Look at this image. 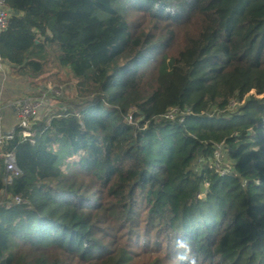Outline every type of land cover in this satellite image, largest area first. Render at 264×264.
I'll list each match as a JSON object with an SVG mask.
<instances>
[{
	"label": "trees",
	"instance_id": "1",
	"mask_svg": "<svg viewBox=\"0 0 264 264\" xmlns=\"http://www.w3.org/2000/svg\"><path fill=\"white\" fill-rule=\"evenodd\" d=\"M2 1L75 84L0 147V264H264V0Z\"/></svg>",
	"mask_w": 264,
	"mask_h": 264
},
{
	"label": "crops",
	"instance_id": "2",
	"mask_svg": "<svg viewBox=\"0 0 264 264\" xmlns=\"http://www.w3.org/2000/svg\"><path fill=\"white\" fill-rule=\"evenodd\" d=\"M36 93L37 88L32 85L30 77L14 74L5 64L4 70L0 71V134L13 132L19 120L20 105L37 98Z\"/></svg>",
	"mask_w": 264,
	"mask_h": 264
},
{
	"label": "built area",
	"instance_id": "3",
	"mask_svg": "<svg viewBox=\"0 0 264 264\" xmlns=\"http://www.w3.org/2000/svg\"><path fill=\"white\" fill-rule=\"evenodd\" d=\"M9 18L10 12L7 9L6 4L2 0H0V32L6 28ZM4 68L5 63L0 57V71L4 70ZM42 105V100H40L39 98L26 100L20 105L18 110L19 120L17 123V127L22 130V135L25 139L31 137V133L29 130L30 125L32 121L39 119ZM172 114L173 112L169 113L167 117L172 118ZM12 138V133L0 134V147L3 146L6 141L11 140ZM3 157L5 161L4 181L7 185H10L12 184L14 179L21 174V171L16 165L15 156L13 153H6L3 155ZM15 202L19 204L21 202V199L16 198Z\"/></svg>",
	"mask_w": 264,
	"mask_h": 264
},
{
	"label": "rangeland",
	"instance_id": "4",
	"mask_svg": "<svg viewBox=\"0 0 264 264\" xmlns=\"http://www.w3.org/2000/svg\"><path fill=\"white\" fill-rule=\"evenodd\" d=\"M55 61L45 65V73L37 81L32 80V85L37 88V98L42 100V115H49L61 107V98L73 95L75 80L67 69L56 67ZM30 81V80H29ZM46 88L47 90H42ZM39 117V118H40ZM219 164L222 165L224 160L222 156L218 157Z\"/></svg>",
	"mask_w": 264,
	"mask_h": 264
},
{
	"label": "water",
	"instance_id": "5",
	"mask_svg": "<svg viewBox=\"0 0 264 264\" xmlns=\"http://www.w3.org/2000/svg\"><path fill=\"white\" fill-rule=\"evenodd\" d=\"M49 34H50V32H49ZM11 133V132H10Z\"/></svg>",
	"mask_w": 264,
	"mask_h": 264
}]
</instances>
